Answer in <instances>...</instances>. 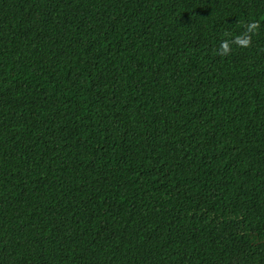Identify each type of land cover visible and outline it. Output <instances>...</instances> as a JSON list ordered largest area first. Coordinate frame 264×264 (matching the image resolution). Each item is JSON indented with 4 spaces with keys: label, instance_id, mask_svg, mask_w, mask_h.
Returning a JSON list of instances; mask_svg holds the SVG:
<instances>
[{
    "label": "trees",
    "instance_id": "1",
    "mask_svg": "<svg viewBox=\"0 0 264 264\" xmlns=\"http://www.w3.org/2000/svg\"><path fill=\"white\" fill-rule=\"evenodd\" d=\"M0 264H264V0H0Z\"/></svg>",
    "mask_w": 264,
    "mask_h": 264
}]
</instances>
